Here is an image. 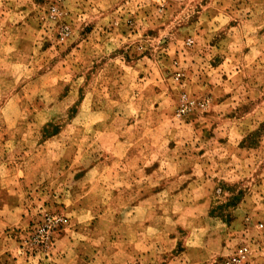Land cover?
<instances>
[{
    "label": "rangeland",
    "instance_id": "374dc122",
    "mask_svg": "<svg viewBox=\"0 0 264 264\" xmlns=\"http://www.w3.org/2000/svg\"><path fill=\"white\" fill-rule=\"evenodd\" d=\"M239 248L264 264V0H0V264Z\"/></svg>",
    "mask_w": 264,
    "mask_h": 264
},
{
    "label": "built area",
    "instance_id": "2783aa9c",
    "mask_svg": "<svg viewBox=\"0 0 264 264\" xmlns=\"http://www.w3.org/2000/svg\"><path fill=\"white\" fill-rule=\"evenodd\" d=\"M56 7L52 6L51 11L55 12ZM196 106V102L193 98L187 96L185 93L180 95V102L178 105V115L187 113ZM65 222V219L59 215L46 214L43 217L42 222L36 227L33 233V239L39 243H47L51 240V236L56 228L61 227ZM245 257L243 248H239L237 252L225 258L219 264H242Z\"/></svg>",
    "mask_w": 264,
    "mask_h": 264
}]
</instances>
